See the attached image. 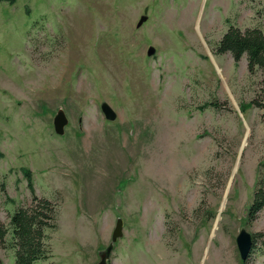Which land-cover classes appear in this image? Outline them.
<instances>
[{
    "label": "rangeland",
    "instance_id": "obj_1",
    "mask_svg": "<svg viewBox=\"0 0 264 264\" xmlns=\"http://www.w3.org/2000/svg\"><path fill=\"white\" fill-rule=\"evenodd\" d=\"M230 24L264 31V0L0 2V221L30 202V169L60 204L39 264H97L119 218L108 264H264L260 240L246 261L236 242L264 232V208L248 213L264 186V72L217 53Z\"/></svg>",
    "mask_w": 264,
    "mask_h": 264
},
{
    "label": "trees",
    "instance_id": "obj_2",
    "mask_svg": "<svg viewBox=\"0 0 264 264\" xmlns=\"http://www.w3.org/2000/svg\"><path fill=\"white\" fill-rule=\"evenodd\" d=\"M3 1L13 3L16 0H0V2ZM216 49L219 54L231 53L236 63L246 54L250 72H254L256 68L264 72V31L261 28L242 30L230 24ZM208 106L219 108L220 104L211 101L204 104L202 108ZM246 108V105H242L241 110L245 112ZM24 175L32 191L31 200L10 214L7 224L0 221V246L14 249L16 264H39L52 255L51 232L58 228L60 204L53 199L34 193L30 169H24ZM0 191L6 192L5 182L0 181ZM263 208L264 186L261 183L248 209L250 218L253 219ZM8 236H10L9 239ZM253 237L254 247L258 240L264 247V232L255 233Z\"/></svg>",
    "mask_w": 264,
    "mask_h": 264
},
{
    "label": "water",
    "instance_id": "obj_3",
    "mask_svg": "<svg viewBox=\"0 0 264 264\" xmlns=\"http://www.w3.org/2000/svg\"><path fill=\"white\" fill-rule=\"evenodd\" d=\"M147 20V16L143 15L137 26L140 27L145 21ZM155 52L154 47H150L148 50V54L152 55ZM101 110L104 113L105 117L109 121H114L117 118V112L111 107V105L107 102L101 103ZM69 123V119L64 113L62 109L58 111L56 116L54 117V130L57 134L63 135L65 133V128ZM123 220L121 218L118 219L116 227L112 234V243L109 247H107L105 250L101 251L100 253V261L97 264H108L109 260V252L111 248L113 247V244L122 237L123 235ZM237 246L239 249L240 257L243 261H246L254 248V237L253 234L246 229H242L237 238H236Z\"/></svg>",
    "mask_w": 264,
    "mask_h": 264
}]
</instances>
